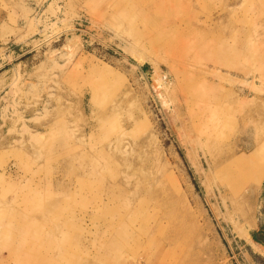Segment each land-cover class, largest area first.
Here are the masks:
<instances>
[{"label":"rangeland","instance_id":"obj_1","mask_svg":"<svg viewBox=\"0 0 264 264\" xmlns=\"http://www.w3.org/2000/svg\"><path fill=\"white\" fill-rule=\"evenodd\" d=\"M145 1L0 0V264H264V0H185L190 28L215 32L187 66L185 26ZM105 144L138 186L116 255L100 246ZM225 149L254 156L256 181L223 172Z\"/></svg>","mask_w":264,"mask_h":264},{"label":"bare ground","instance_id":"obj_2","mask_svg":"<svg viewBox=\"0 0 264 264\" xmlns=\"http://www.w3.org/2000/svg\"><path fill=\"white\" fill-rule=\"evenodd\" d=\"M108 1H111V5L112 6L114 5V7H116L118 5L123 4L122 2L124 0H108ZM157 1L160 2L161 6L160 4L157 5ZM184 1L185 0H180V1L179 0H156V1L150 0V1H145L143 3L145 4V7L143 8L149 11H152L153 14H158L160 16H165L167 18L168 17L172 18L175 26H177L176 21L179 22V25L185 26L183 32H181L180 29L177 30L175 42L176 40L179 42L177 43L178 44L177 46L172 48V52H175V54L178 57H181L180 62L183 65L187 66L188 64L187 50L198 48L200 51H203V50L209 51L210 43L212 41V40L210 41L209 39L214 36L215 32L212 31L210 23H208L209 20L212 21L211 17H208L205 21L201 22L200 24L198 23L194 24V25H199L200 28L202 29V33L200 35L195 31L194 28H190V26L193 25L194 18L193 19H191L190 17H189L190 19L186 18V16L188 15H185V14H186L187 8L189 7V4L185 5L183 3ZM184 58H186L185 61H184ZM191 78H192V75H191ZM223 125H224L223 129L227 127V123L224 122ZM203 127L204 125L202 123V120L199 123V125L197 122V128L199 130L203 129L202 133L206 132L208 133L209 136L215 135V136H219L220 138H222L221 137L222 131L220 130V123L215 125L214 129L208 127L207 125L205 126L206 128H203ZM106 150H107L106 144L98 150V157L100 160L97 165L98 167L96 168L98 171V178H99L100 185H101L100 195L98 196L100 200V215H101L100 216V221H101L100 227L101 229H105L100 235V246L103 249V251H105V254H107V252H110L116 255L121 251V249L124 246H127L130 240L133 239V237L135 236L132 230L133 229L132 223L138 221V219H136L135 217L137 215H140V212L136 213L134 210L131 211L130 205L132 201L131 195H134V193L138 189V186L134 188L135 191L133 193V191H131L133 184L129 177H127L126 184L119 183V180H118V178L120 177L119 162L116 161L112 157H109L104 162H102V159H104V153L106 152ZM221 156H222L220 157L221 162L223 164H226L223 167V172L227 174L228 177L236 175L241 181L242 180L245 181V178L250 173H252L254 175V180L256 181V178L258 177V172L260 170V166L253 162L254 160L253 155H250L248 157L245 155L237 156V149H231V150L225 149V151L222 153ZM118 225H121L122 228L116 230V227ZM157 228L159 229L160 227L158 226ZM142 229L146 234L147 243H149V245L153 244V245L158 246L159 255L164 253V249H166L165 247L167 246V244L165 243L160 244L158 242L155 228H153V230H151L150 232H148V229L146 227L142 226ZM42 264H52V262H46Z\"/></svg>","mask_w":264,"mask_h":264}]
</instances>
